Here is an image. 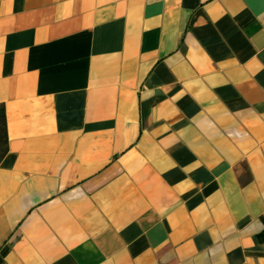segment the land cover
<instances>
[{
	"label": "crops",
	"instance_id": "crops-1",
	"mask_svg": "<svg viewBox=\"0 0 264 264\" xmlns=\"http://www.w3.org/2000/svg\"><path fill=\"white\" fill-rule=\"evenodd\" d=\"M0 264H264V0H0Z\"/></svg>",
	"mask_w": 264,
	"mask_h": 264
},
{
	"label": "trees",
	"instance_id": "trees-1",
	"mask_svg": "<svg viewBox=\"0 0 264 264\" xmlns=\"http://www.w3.org/2000/svg\"><path fill=\"white\" fill-rule=\"evenodd\" d=\"M7 136H6V124L4 117V108L3 105L0 104V143H3L4 148L0 153V160L7 151Z\"/></svg>",
	"mask_w": 264,
	"mask_h": 264
},
{
	"label": "rangeland",
	"instance_id": "rangeland-1",
	"mask_svg": "<svg viewBox=\"0 0 264 264\" xmlns=\"http://www.w3.org/2000/svg\"><path fill=\"white\" fill-rule=\"evenodd\" d=\"M4 148L3 146V143H0V153H1V150Z\"/></svg>",
	"mask_w": 264,
	"mask_h": 264
}]
</instances>
